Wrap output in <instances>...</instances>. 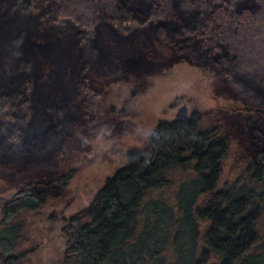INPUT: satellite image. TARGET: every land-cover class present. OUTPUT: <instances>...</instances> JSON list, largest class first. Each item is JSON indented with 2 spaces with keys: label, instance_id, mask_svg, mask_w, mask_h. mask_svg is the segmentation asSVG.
I'll return each mask as SVG.
<instances>
[{
  "label": "trees",
  "instance_id": "trees-1",
  "mask_svg": "<svg viewBox=\"0 0 264 264\" xmlns=\"http://www.w3.org/2000/svg\"><path fill=\"white\" fill-rule=\"evenodd\" d=\"M51 22L81 50L76 106L67 96L68 56L27 23L0 58V157L40 155L97 115L92 81L135 72L162 60L153 36L212 63L249 102L264 107V0H53ZM5 0H0V11ZM192 108L159 120L139 149L107 176L88 204L61 226L73 264H264V123L242 117L250 145L234 155L217 187L231 137L203 126ZM73 170L0 198V264H17L24 240L18 214L55 197Z\"/></svg>",
  "mask_w": 264,
  "mask_h": 264
},
{
  "label": "rangeland",
  "instance_id": "rangeland-1",
  "mask_svg": "<svg viewBox=\"0 0 264 264\" xmlns=\"http://www.w3.org/2000/svg\"><path fill=\"white\" fill-rule=\"evenodd\" d=\"M53 13V0H31L24 8L18 0H5L0 11V58L12 34L27 23L37 25L39 39L50 38L68 56L65 92L76 106L81 50L67 27L51 22ZM153 39L164 54L162 60L146 59L135 72L92 81L98 103L93 121H86L79 110L75 127L56 147L40 155L15 150L0 157V198L36 180L73 170L55 197L18 214L25 237L20 247L25 249L17 264H73L63 261L68 241L61 232L62 224L89 203L105 178L124 162L126 151L144 146L156 122L174 118L182 103L187 112L192 108L200 111L203 126L219 124L221 132L232 138L222 158L217 187L229 176L226 169L234 155L249 151L241 119L252 114L264 123V107L239 96L212 63L196 60L186 51L177 52L173 44L155 35ZM257 227L264 228V206Z\"/></svg>",
  "mask_w": 264,
  "mask_h": 264
},
{
  "label": "water",
  "instance_id": "water-1",
  "mask_svg": "<svg viewBox=\"0 0 264 264\" xmlns=\"http://www.w3.org/2000/svg\"><path fill=\"white\" fill-rule=\"evenodd\" d=\"M29 3V0H23V3H22V7H25L27 6ZM187 113V109H186V105L184 103L180 104L177 106L176 110H175V117H180V116H185Z\"/></svg>",
  "mask_w": 264,
  "mask_h": 264
},
{
  "label": "flooded vegetation",
  "instance_id": "flooded-vegetation-1",
  "mask_svg": "<svg viewBox=\"0 0 264 264\" xmlns=\"http://www.w3.org/2000/svg\"><path fill=\"white\" fill-rule=\"evenodd\" d=\"M30 1H31V0H29V3H30ZM22 3H23V0H18V4H19L20 7H22V6H21ZM29 3H28V4H29ZM25 7H26V6H25ZM23 8H24V7H23ZM186 109H187V108H186ZM187 113H188V112H187ZM187 113H186V114H187Z\"/></svg>",
  "mask_w": 264,
  "mask_h": 264
}]
</instances>
